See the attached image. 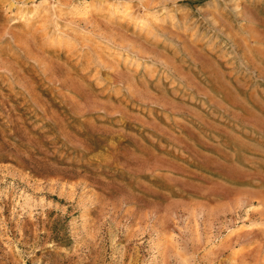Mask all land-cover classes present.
<instances>
[{
	"label": "rangeland",
	"instance_id": "obj_1",
	"mask_svg": "<svg viewBox=\"0 0 264 264\" xmlns=\"http://www.w3.org/2000/svg\"><path fill=\"white\" fill-rule=\"evenodd\" d=\"M0 264H264V0H0Z\"/></svg>",
	"mask_w": 264,
	"mask_h": 264
}]
</instances>
